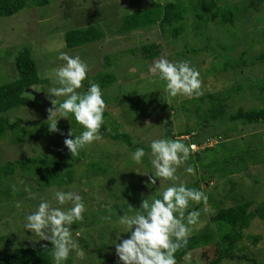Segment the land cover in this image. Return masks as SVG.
Returning <instances> with one entry per match:
<instances>
[{
    "label": "rangeland",
    "instance_id": "1",
    "mask_svg": "<svg viewBox=\"0 0 264 264\" xmlns=\"http://www.w3.org/2000/svg\"><path fill=\"white\" fill-rule=\"evenodd\" d=\"M232 1L239 7H245L241 14L242 19L225 24L215 18L201 24L197 18L194 22V18L189 14L183 31L177 37L163 35L156 26L137 29L130 34L116 32L121 23V16L149 7L150 0H49L47 4L33 6L29 2V5L26 4L12 15L0 16V84L16 77L14 58L23 48H28L40 76L47 80L30 86L25 92L37 102L36 107H20L0 113L6 116L9 122L20 118L19 126L23 132L18 136L16 132L7 129L0 136V163L37 155L40 151H48L54 146L65 147V137H62L60 132L52 134V139L48 140L37 132L29 136L33 123L38 124L42 120L48 122L47 109L52 107L48 92L52 87L59 86L54 71L64 63L58 59L60 52L72 56L79 55L88 65V77L77 90L81 94L89 87V81L99 85L93 79L99 76L98 72H109L115 76L110 85H99L103 99H106L107 127L111 132H127L133 143L138 142L144 146L146 153L142 158L143 162L136 164L132 159L135 149L122 142L102 137L101 141L87 145L79 156H75L76 167L78 166L75 180L64 186L52 185L44 189H40L35 183L34 174L16 169L10 176L13 179L10 184H18V190L24 192V195L17 196L11 192V197L0 201V253L45 241L39 240L40 237L25 229L26 216L37 209L41 200L49 201L53 207H70L58 205L54 192L74 191L82 196L87 209L84 221L71 226L72 238L78 241L84 255L80 257L74 251L70 253L68 260L62 263L122 264L116 256L114 243L117 230L124 231L117 221L120 215L128 212V206L121 208L118 203L125 204L128 199L136 197L132 212H128L131 215L139 210L143 198L151 200L159 191L173 183L183 182L189 188H196L191 184L199 177V162L194 167L187 160L177 170L179 181L160 183L157 179L156 185L151 188L146 184L148 175L143 173L154 171L150 163V141L157 138L187 141L188 136L177 135L178 130H198V124L208 113L213 101L207 98L199 102L183 96L171 97L165 90V81L158 73H150L149 68L152 62L161 56L169 61H190L191 66L200 72L203 82V94L199 97L203 98L208 93L223 91L237 84L242 88L234 91L225 100L227 113L236 111L239 107L264 108V61H252L259 53L264 52V0ZM89 26L102 30L103 37L73 48L66 45L67 30ZM155 38L162 46L158 57L149 60L141 57L138 51L132 53L134 44L139 41L146 43ZM241 53H244L243 59L246 61L244 66L236 69L223 68L224 61L228 58L238 60ZM56 99L60 102L64 97ZM58 121L63 125H70L68 118H60ZM111 121L115 122L112 124L114 126ZM235 125L237 132L230 136L237 141L243 152H248L245 167L230 174L228 169L234 168L237 163L232 161L225 164V173L196 182V189L203 191L208 201L207 205L203 202H190L188 212L200 213L198 222L190 226L191 234L202 229L204 224L209 222L211 213L219 207L252 200V208L264 198V123L249 124L237 121ZM225 140H218L216 144L220 160L224 153L226 154ZM215 143L214 138L208 137L200 146L190 145H195V151H199ZM226 143L228 145L230 142ZM213 153L211 150L204 152L207 156H213ZM89 160L98 161L108 168L102 173L86 175V161ZM188 166L195 168L196 175L185 171ZM26 187L36 194L35 199L29 198ZM17 202L21 204L20 208L15 206ZM109 207L111 221L103 219L109 215ZM77 233L80 235L77 236ZM244 234L253 236L244 237L238 243L236 253L252 255L260 264H264V218L254 217ZM129 236L130 233H121V240ZM254 236H259L256 243L253 242ZM214 251L213 244L196 248L190 251V260H186L184 256L177 264H205V256L213 257ZM222 260L220 264H250L243 259Z\"/></svg>",
    "mask_w": 264,
    "mask_h": 264
},
{
    "label": "trees",
    "instance_id": "2",
    "mask_svg": "<svg viewBox=\"0 0 264 264\" xmlns=\"http://www.w3.org/2000/svg\"><path fill=\"white\" fill-rule=\"evenodd\" d=\"M29 2H31L33 6L47 4L49 0H0V16L12 15L21 10L26 4L29 5ZM244 9L245 7H239L236 2L232 0H169L166 2L150 0L149 7L131 11L121 16V23L116 32L130 34L137 29H148L152 26H156L163 35L177 37L183 31L189 14L194 18V22L197 18L201 21V24L213 19L215 20V18L218 22L228 24L239 18L242 19L241 14ZM193 29L195 28L193 27ZM103 35V31L95 26L69 29L65 34V42L69 48H73L85 43H91L102 38ZM155 40L156 38L146 43H140L139 41L138 44H134V48L132 47V53L138 51L141 57L149 60L158 57L162 46ZM243 55L244 53H241L238 60L227 57L228 59L224 61L223 68L226 69L228 67L236 69L242 65L244 66L246 61L243 59ZM14 60V66L17 71L16 77L11 81L0 84V113L20 107H36L37 102L28 97L25 92L30 86L47 81L40 76L36 62L30 55L28 48L20 50ZM255 60L264 61V52L259 53L257 57L252 59L253 62ZM106 64L107 62L105 65ZM98 73L99 76L93 79L98 82L101 87H106L114 81L115 76L112 73ZM88 86H90L89 83ZM241 88V86L234 84L233 86L225 88L223 91L208 93L203 96V98H190V100L196 99L199 102L207 98L213 101V105L209 108L208 113L203 116L202 121L200 120L201 123L198 124L200 127L198 130H190V128L187 130H178L177 135H187V141L183 140V142L185 144H196L197 146H200L208 137H212L216 141V143L210 147L207 146V148H202L203 150L192 152L188 159L190 164L194 167L197 162H199L201 167V170L198 172L199 177L194 179L191 184L196 188L198 187L196 182H198L199 179L215 177L225 173L227 168V165L225 166L226 163L232 161L237 162L234 168L228 169L230 174L245 167L248 152H243L238 146L237 141L231 139L230 135L233 132H237V127L235 125L237 121L249 124L257 122L264 123V108L252 107L244 109L239 107L236 111L227 113L225 110V100L234 93V91H238ZM243 89H245V87ZM104 100L106 101V99ZM184 102H186V100H184ZM197 105L199 107V104ZM106 115L107 113L105 111L104 120ZM69 117V126L63 125V123L58 121V128L64 133L62 137L65 138L68 136L70 129L74 137L85 130L81 125L76 123L72 114H70ZM225 120H227L226 124ZM19 121L20 118H17L15 121L9 122L6 116L0 115V136L3 135L7 129L16 132L18 136L22 135L23 132L20 129ZM48 123L49 122H43V120L38 124L33 123L32 129L29 131V136L37 132L39 136L47 137V140L48 138L52 139L53 136L51 135L57 132H49ZM113 123L115 122L111 121V125ZM35 126H38V128H35ZM113 128L115 129V127ZM100 134L104 138L108 137L122 142L131 149L136 150L137 148H144V146L138 142L133 143L127 132H111L107 127L106 120L100 129ZM222 139H227L225 140L226 154L224 153L223 158L220 160L217 156L216 144H218V140ZM227 141L230 142L228 145L226 143ZM209 150L214 152L213 156L204 154V152ZM81 151L82 149L80 152ZM204 157H210L211 159L203 160ZM76 161V157L71 156L66 146H54V148L48 151H40L37 155L0 163V201L11 197L13 186L17 189L15 192L17 196L24 195V192L18 190V184H14L13 186L10 184L13 180L10 176L16 169H20L27 174H34L35 183H37L40 189H44L52 185L64 186L75 180L78 167H76ZM262 162H264V160ZM86 164V175L102 173L108 168L98 161L89 160L86 161ZM22 182L24 183V181ZM135 198L136 197L130 198L127 203H118V205L121 208H126L125 205L128 206V204L135 205ZM252 203V200H246L228 207L217 208L215 212L211 213L209 222L204 224L202 229L190 234L187 247L177 251L175 254L177 263L186 256V253L196 248L213 244L215 245L214 256L211 258L205 256V264H220L223 261L222 259H243L250 262V264H260L252 255L236 253L239 246L238 243H240L244 237L253 236V234H244V230L250 226L252 219L254 217L264 218V198L254 205V207L250 208ZM115 207L118 209L117 206ZM258 239L259 236H254L253 242L256 243ZM44 245H47V248H45ZM0 264H54L51 242L42 241L16 248L5 253H0Z\"/></svg>",
    "mask_w": 264,
    "mask_h": 264
},
{
    "label": "clouds",
    "instance_id": "3",
    "mask_svg": "<svg viewBox=\"0 0 264 264\" xmlns=\"http://www.w3.org/2000/svg\"><path fill=\"white\" fill-rule=\"evenodd\" d=\"M58 59L64 63L54 71L59 86L52 87L48 92L52 105L47 109L48 131L64 135L58 128V120L69 119V115L72 114L76 123L85 130L74 137L70 129L63 143L71 156H79L81 149L102 140L100 129L105 123L104 112L107 105L100 86L95 82L89 81L90 86L83 94L77 91L88 77V65L79 55L72 56L60 52ZM149 72L159 74L165 81V90L171 97L193 98L203 94L200 72L191 66L190 61H169L161 56L152 62ZM59 97H64L62 102L56 99ZM195 147L185 144L181 139H152L149 148L150 163L154 171L143 173L148 175L147 186L150 188L155 186L157 179L160 183L179 181L177 170L189 159ZM145 155L144 148H137L132 153V159L136 164H141ZM185 171L196 175V170L192 166H188ZM16 191V187L13 186V192ZM25 191L29 193L30 199L36 198V194L32 193L30 188L26 187ZM54 199L58 205L70 207L66 209L53 207L49 201L41 200L37 209L26 216L24 227L40 237L39 240L50 241L54 264H62L74 251L80 257L84 255L78 241L72 238L71 226L84 221L87 209L82 196L74 191L56 190ZM207 201L208 197L203 191L189 188L180 182L163 188L151 200L143 198L139 210L131 215L128 212H132L133 206L128 204V212L120 215L117 221L124 228L123 232L117 230L114 243L119 261L122 264H177L175 254L187 247L191 234L190 226L195 225L200 216L198 211L188 212L189 204L203 202L207 205ZM15 206L20 208L21 204L17 202ZM108 211L109 215L103 219L111 221L110 207ZM121 233H130V236L121 240ZM44 247L47 248V245ZM185 259H191L190 252L186 253Z\"/></svg>",
    "mask_w": 264,
    "mask_h": 264
}]
</instances>
